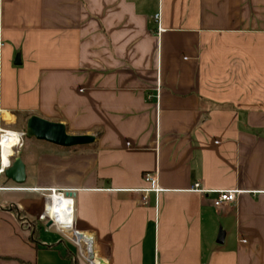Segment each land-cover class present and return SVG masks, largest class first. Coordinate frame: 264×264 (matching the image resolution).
I'll return each instance as SVG.
<instances>
[{
    "label": "crops",
    "instance_id": "0c3cea01",
    "mask_svg": "<svg viewBox=\"0 0 264 264\" xmlns=\"http://www.w3.org/2000/svg\"><path fill=\"white\" fill-rule=\"evenodd\" d=\"M32 116L96 142L28 140L0 264H81L51 189L90 264H264V0H0V123Z\"/></svg>",
    "mask_w": 264,
    "mask_h": 264
},
{
    "label": "water",
    "instance_id": "95a60500",
    "mask_svg": "<svg viewBox=\"0 0 264 264\" xmlns=\"http://www.w3.org/2000/svg\"><path fill=\"white\" fill-rule=\"evenodd\" d=\"M25 138L28 140L36 139L62 148L84 147L96 142V137L93 135H71L63 123L51 122L38 116H32L27 120ZM4 176L16 185L21 186L26 183V165L21 157H17L11 162L10 167L5 170ZM67 195L73 196L72 193ZM52 225L53 221L50 220L47 226L50 227ZM80 236L87 238L84 233H81ZM224 236L225 233L221 230L218 236V243H223ZM87 240L89 241V239Z\"/></svg>",
    "mask_w": 264,
    "mask_h": 264
},
{
    "label": "bare ground",
    "instance_id": "6f19581e",
    "mask_svg": "<svg viewBox=\"0 0 264 264\" xmlns=\"http://www.w3.org/2000/svg\"><path fill=\"white\" fill-rule=\"evenodd\" d=\"M0 132L3 133L0 135V159L3 160L4 166L7 167L10 163V157L13 155V149L18 145L20 139L14 131H8L7 134H5L2 130ZM46 203L47 207L44 211L45 217L54 220L57 228L65 233L71 240L79 241L81 237L77 233L73 220L74 201L72 202L64 195L57 194L47 198ZM76 245L85 260L90 262L92 260V256L89 258V256L82 251L80 244L76 243Z\"/></svg>",
    "mask_w": 264,
    "mask_h": 264
},
{
    "label": "built area",
    "instance_id": "2783aa9c",
    "mask_svg": "<svg viewBox=\"0 0 264 264\" xmlns=\"http://www.w3.org/2000/svg\"><path fill=\"white\" fill-rule=\"evenodd\" d=\"M157 20L159 19V15H156V17H155ZM0 131H1V129H0ZM3 132H5V134H7L8 133V131H5V130H2ZM16 134L19 136V139H20V141H19V143H18V145L17 146H22L23 145V141H24V138H25V132H16ZM16 146V147H17ZM13 156V155H12ZM12 156L10 157V159L12 158ZM10 165H11V161H10V163H9V165L7 166V167H5L4 166V162H3V160H1L0 159V176L2 175V174H4V172H5V170L8 168V167H10ZM145 181L147 182V183H149V185H150V189L147 191V192H155V193H158L159 191H160V188H159V181H158V179H157V177H156V174L155 173H149V174H146L145 175ZM199 187V185H196L195 186V188H198ZM49 194H50V196H55V195H64L65 197H67V198H71V199H73V197L72 196H68L67 194V192L66 193H64V192H61V191H58L57 189H51V190H49ZM144 200V203L146 204L147 203V199L146 198H144L143 199ZM237 200V192L236 191H228V192H222V193H219V195H218V198L215 200V202H214V205L216 206V207H221V206H223L224 204H226V203H230V202H235ZM74 201V200H73ZM41 219L42 220H48V221H50V220H52V219H50V218H48V217H45V215L43 214L42 216H41ZM53 221V225L54 226H56V223H55V221L54 220H52ZM57 227V226H56ZM58 229V228H57ZM77 233L79 234V236H80V234H81V232H78L77 231ZM87 236V235H86ZM81 237V236H80ZM82 238V237H81ZM84 239H89V241L93 244V241H92V239L91 238H89L88 236H87V238H84ZM69 240H71L70 238H69ZM72 241V240H71ZM88 241V240H87ZM86 241V242H87ZM73 242V241H72ZM74 243V242H73ZM75 244V243H74ZM76 245V244H75ZM77 246V245H76ZM77 248H78V246H77ZM78 254H79V258H81V259H83L84 261H85V263H87V264H90L88 261H86L85 260V258L82 256V254L80 253V250H79V248H78Z\"/></svg>",
    "mask_w": 264,
    "mask_h": 264
},
{
    "label": "rangeland",
    "instance_id": "374dc122",
    "mask_svg": "<svg viewBox=\"0 0 264 264\" xmlns=\"http://www.w3.org/2000/svg\"><path fill=\"white\" fill-rule=\"evenodd\" d=\"M24 126V124H23V122L22 121H20V119L18 120V123H17V125L15 126V129L16 130H21V129H25L26 127H23ZM0 129L1 130H11V129H8V128H6L4 125H2L1 123H0ZM17 132V131H16ZM1 134H3V133H1L0 132V135ZM27 139L26 138H24V141L22 142L23 143V145L22 146H17V147H15L14 149H13V156H12V158L10 159V161L11 162H13L14 160H15V158H17V157H21L23 154L24 155H26V153L28 152V151H30V150H32V149H30V148H28L27 147ZM42 148H38V149H34V150H41ZM31 152V151H30ZM0 156H1V150H0ZM0 179H1V181H3V182H6L7 181V179L5 178V176H4V174H2L1 176H0ZM47 197H52V196H50V194L49 195H47ZM46 207H47V204H45V209H46ZM71 243H67V245H68V249L69 250H74L75 251V253L77 254V257H78V261H80L81 262V264H87V263H85V261L83 260V259H81V258H79V254H78V248H77V246L71 241V240H69Z\"/></svg>",
    "mask_w": 264,
    "mask_h": 264
},
{
    "label": "trees",
    "instance_id": "16d2710c",
    "mask_svg": "<svg viewBox=\"0 0 264 264\" xmlns=\"http://www.w3.org/2000/svg\"><path fill=\"white\" fill-rule=\"evenodd\" d=\"M18 118H24V119H27L28 118V115H25V117H22V115L20 113H17L16 115ZM28 141V139H27ZM35 239V238H34Z\"/></svg>",
    "mask_w": 264,
    "mask_h": 264
}]
</instances>
